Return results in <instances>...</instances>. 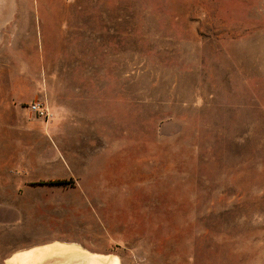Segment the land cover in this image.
I'll return each mask as SVG.
<instances>
[{
    "label": "rangeland",
    "instance_id": "rangeland-1",
    "mask_svg": "<svg viewBox=\"0 0 264 264\" xmlns=\"http://www.w3.org/2000/svg\"><path fill=\"white\" fill-rule=\"evenodd\" d=\"M36 247L264 264V0H0V264Z\"/></svg>",
    "mask_w": 264,
    "mask_h": 264
},
{
    "label": "bare ground",
    "instance_id": "bare-ground-1",
    "mask_svg": "<svg viewBox=\"0 0 264 264\" xmlns=\"http://www.w3.org/2000/svg\"><path fill=\"white\" fill-rule=\"evenodd\" d=\"M62 258H66L67 261H69L66 264H122L121 259L117 255L107 258H92L90 256H85L83 253L73 247H60L53 248L51 251L44 250L36 252L35 257L32 259V261H29V264H48L52 261L58 262V260Z\"/></svg>",
    "mask_w": 264,
    "mask_h": 264
},
{
    "label": "crops",
    "instance_id": "crops-1",
    "mask_svg": "<svg viewBox=\"0 0 264 264\" xmlns=\"http://www.w3.org/2000/svg\"><path fill=\"white\" fill-rule=\"evenodd\" d=\"M59 242H62V241H59ZM65 243H75V244L80 245L82 248L86 249L82 244H80V243H78V242H65ZM48 244H49V243H48ZM39 246H41V245H39ZM44 246H45V244H44ZM34 247H35V246H34ZM41 247H42V246H41ZM31 248H32V247H31ZM38 248H39V247L34 248L36 252L43 251V249H42V250H38ZM70 248H71V247H70ZM73 248H74V247H73ZM28 249H30V248H28ZM34 249H31V250H34ZM76 249L79 250V251L81 252V249H80V248H77V247H76ZM25 250H27V249H25ZM31 250H29V251L31 252ZM86 250H88V249H86ZM21 251L26 252V251H24V250L13 251L12 254H11L9 257L6 258V263H7V260H8L9 258H11L14 254H17V253H19V252H21ZM88 251H90V250H88ZM90 252H92V253H96V252H93V251H90ZM81 253H82V252H81ZM84 255L89 257L88 253H87V254H84ZM100 257L107 258V257H110V256L97 254L96 257H94V258H100ZM49 262H50V261H49ZM59 262H60L59 260H58V262H54V261H52V262H50V263H48V264H59ZM28 264H29V262H28Z\"/></svg>",
    "mask_w": 264,
    "mask_h": 264
},
{
    "label": "built area",
    "instance_id": "built-area-1",
    "mask_svg": "<svg viewBox=\"0 0 264 264\" xmlns=\"http://www.w3.org/2000/svg\"><path fill=\"white\" fill-rule=\"evenodd\" d=\"M31 109H32L34 112H36V113H38L39 115H41V116H44V117H47V116H48V113H47L46 109L43 108L40 104H35V105H33V106L31 107Z\"/></svg>",
    "mask_w": 264,
    "mask_h": 264
},
{
    "label": "trees",
    "instance_id": "trees-1",
    "mask_svg": "<svg viewBox=\"0 0 264 264\" xmlns=\"http://www.w3.org/2000/svg\"><path fill=\"white\" fill-rule=\"evenodd\" d=\"M44 184H48V185H56V186H66L69 185L68 181H64V180H58V181H54V182H48V183H44Z\"/></svg>",
    "mask_w": 264,
    "mask_h": 264
}]
</instances>
